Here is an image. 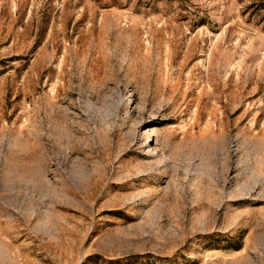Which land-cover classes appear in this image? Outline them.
Segmentation results:
<instances>
[{"label":"rangeland","instance_id":"obj_1","mask_svg":"<svg viewBox=\"0 0 264 264\" xmlns=\"http://www.w3.org/2000/svg\"><path fill=\"white\" fill-rule=\"evenodd\" d=\"M0 264H264V0H0Z\"/></svg>","mask_w":264,"mask_h":264}]
</instances>
